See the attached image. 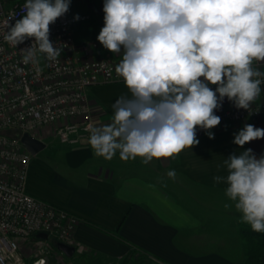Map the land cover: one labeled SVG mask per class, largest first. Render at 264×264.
Wrapping results in <instances>:
<instances>
[{
	"label": "clouds",
	"instance_id": "1",
	"mask_svg": "<svg viewBox=\"0 0 264 264\" xmlns=\"http://www.w3.org/2000/svg\"><path fill=\"white\" fill-rule=\"evenodd\" d=\"M70 4L25 0L24 15L14 24L13 17L5 21L3 39L14 47L32 38L20 50L24 64L61 56L63 46L50 40L49 26ZM103 12L96 39L112 53L123 49L115 72L130 95L121 94L111 105V123L89 125L94 155L111 160L119 152L121 160L142 157L148 164L198 145L197 126L207 131L219 125L214 110L225 98L253 110L264 85V71L254 65L264 62V0H104ZM207 135L214 138L211 131ZM258 139H264V129L245 124L233 143L242 148ZM217 167L227 175L212 179L227 185L225 195L242 222L264 233V155L245 149ZM167 176L174 179L175 170Z\"/></svg>",
	"mask_w": 264,
	"mask_h": 264
},
{
	"label": "crops",
	"instance_id": "2",
	"mask_svg": "<svg viewBox=\"0 0 264 264\" xmlns=\"http://www.w3.org/2000/svg\"><path fill=\"white\" fill-rule=\"evenodd\" d=\"M103 3L82 0L81 5L70 7L71 14L91 15L73 24V34L78 43L98 42L92 50L94 57L119 63L123 49L112 53L96 39L104 26ZM254 65L264 71V62ZM261 87V96L252 106L264 103ZM121 94H129L123 79L89 89L94 126L111 123V105ZM233 108V102L225 98L217 111ZM245 124L264 129V115L221 122L207 130L214 134L213 139L207 131L196 129L198 145L172 157L153 158L148 164L142 163V157L121 160L119 152L111 160L94 155L89 133L79 144L63 146L64 167L42 152L33 154L26 189L78 216L73 245L83 264H134L135 257L125 258L134 250L156 264H245L238 233L242 214L225 195L227 185L212 179L227 175L217 166L230 154L250 148L257 157L264 155V139L242 148L233 143L234 134ZM52 136L49 129L43 138ZM171 170L176 172L174 179L167 176ZM225 204L230 207L225 208ZM48 264L78 262L64 261L54 252Z\"/></svg>",
	"mask_w": 264,
	"mask_h": 264
},
{
	"label": "built area",
	"instance_id": "3",
	"mask_svg": "<svg viewBox=\"0 0 264 264\" xmlns=\"http://www.w3.org/2000/svg\"><path fill=\"white\" fill-rule=\"evenodd\" d=\"M24 4L25 0L11 4L0 0V264H47L56 249L47 246L46 238L53 235L57 242L73 245L79 222L76 214L27 191L33 154L23 144L22 135L43 140L51 129L62 143L79 144L90 133L89 125L94 126L89 89L123 79L115 72L116 61L92 55L98 42L76 41L73 24L89 19V13L68 11L50 24V40L63 46L55 61L41 58L38 64H24L20 50L30 46L32 38L17 47L3 39L5 21L13 17L9 24H14L20 19L26 11ZM252 109L214 110V114L221 122L264 115V103ZM39 232L48 236L39 237ZM34 234L44 240L31 243L29 237ZM22 243H27L26 251Z\"/></svg>",
	"mask_w": 264,
	"mask_h": 264
},
{
	"label": "trees",
	"instance_id": "4",
	"mask_svg": "<svg viewBox=\"0 0 264 264\" xmlns=\"http://www.w3.org/2000/svg\"><path fill=\"white\" fill-rule=\"evenodd\" d=\"M13 2L22 1V0H12ZM239 238L241 241V246L244 252V262L245 264H264V233H257L251 229V226L245 222H242L238 229ZM56 252L63 254V252L56 246ZM134 255V256H133ZM145 254L141 252L138 253L137 250L130 251L125 257L129 259L130 257H135L134 264L139 262L138 259L145 260L146 263L153 262L151 257H145ZM51 258V256H50ZM48 264V263H47Z\"/></svg>",
	"mask_w": 264,
	"mask_h": 264
},
{
	"label": "rangeland",
	"instance_id": "5",
	"mask_svg": "<svg viewBox=\"0 0 264 264\" xmlns=\"http://www.w3.org/2000/svg\"><path fill=\"white\" fill-rule=\"evenodd\" d=\"M5 2H7L8 4H11L13 1L5 0ZM81 4H82V0H71L70 7H75V6L77 7L78 5H81ZM43 140L46 142V146L39 152H42V154H45V155H49V158L52 161H54L60 167H64L65 163H64V160L62 159V156H64L63 146H67V144L62 143L59 140V138L54 135L51 138H47V139L43 138ZM41 240H44V239H41ZM41 240L38 238L37 234H34L29 237V241L34 244H36L37 242ZM45 241L47 243V246L50 247V249L54 251V249L57 246V241L54 238V236L49 235ZM26 244L27 243H22V247L23 249H25V251H26ZM53 254L54 253H52V256ZM61 255H62V258H64V261L77 260L78 264H83L82 260L80 259L81 255L79 254L78 251H76L72 256H68L64 253ZM143 262H146V261L143 260ZM140 264H146V263H140ZM147 264H156V263L148 261Z\"/></svg>",
	"mask_w": 264,
	"mask_h": 264
},
{
	"label": "water",
	"instance_id": "6",
	"mask_svg": "<svg viewBox=\"0 0 264 264\" xmlns=\"http://www.w3.org/2000/svg\"><path fill=\"white\" fill-rule=\"evenodd\" d=\"M23 144L31 151L32 154L38 153L46 146V142L42 139L35 138L28 133L22 135ZM39 237L46 238L48 234L46 232H39ZM57 247L66 255L72 256L75 252V247L63 242H57Z\"/></svg>",
	"mask_w": 264,
	"mask_h": 264
}]
</instances>
